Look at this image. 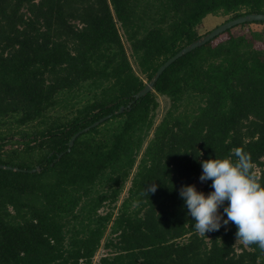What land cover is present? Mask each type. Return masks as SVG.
<instances>
[{
	"label": "trees",
	"instance_id": "16d2710c",
	"mask_svg": "<svg viewBox=\"0 0 264 264\" xmlns=\"http://www.w3.org/2000/svg\"><path fill=\"white\" fill-rule=\"evenodd\" d=\"M253 12L264 0H0V164L27 169L0 168V264H94L103 244L97 264H264L233 222L199 235L179 195L213 191L201 161L237 148L264 186V32L236 31L264 21L134 96L208 15Z\"/></svg>",
	"mask_w": 264,
	"mask_h": 264
},
{
	"label": "clouds",
	"instance_id": "9594fccd",
	"mask_svg": "<svg viewBox=\"0 0 264 264\" xmlns=\"http://www.w3.org/2000/svg\"><path fill=\"white\" fill-rule=\"evenodd\" d=\"M232 157L235 159L215 157L201 161L203 170L199 179L202 183L212 180L213 191L206 195L189 184L180 187L179 195L199 235L218 231L233 222L237 225V240L245 245L255 244L264 252V186L251 173L249 153L237 148ZM156 190L157 185L152 183L144 194L149 197Z\"/></svg>",
	"mask_w": 264,
	"mask_h": 264
},
{
	"label": "water",
	"instance_id": "95a60500",
	"mask_svg": "<svg viewBox=\"0 0 264 264\" xmlns=\"http://www.w3.org/2000/svg\"><path fill=\"white\" fill-rule=\"evenodd\" d=\"M254 21H264V13L253 12V13H248V14L241 15L239 17L231 18V19H229L227 21H224L222 24L218 25L217 27H215L214 29L210 30L206 34L201 35L199 38H197L196 40H194L190 44L186 45L181 50H179L176 54H174L168 60H166L158 68V70L156 71L154 76L146 83L144 88H142L138 93H136L134 95L135 98L138 99L140 97H143V96L147 95L151 90H153V88H154L157 80L161 76V74L166 70V68H168L178 58L184 56L185 54L191 52L192 50H194V49H196V48H198L200 46H203L204 44L208 43L209 41H211L213 38H215L219 34L225 32L226 30H228V29H230V28H232L234 26H237V25L245 23V22H254ZM131 103H133V101ZM123 110H124V107H121L120 110L117 111V113L122 112ZM112 115H113V113L108 114V115L100 118L99 120L95 121L90 126H87L86 128L76 132L70 139L69 149L68 150H71L72 146L74 145V142H75L76 138L81 133L86 132V131L90 130L92 127H95V126L103 123L105 120L111 118ZM0 168H2V169H10V170H15V171H27V169H22V168H19V167H14V166L6 165V164H0ZM40 170H41V167L38 166L37 168L31 169L29 171L35 172V171H40Z\"/></svg>",
	"mask_w": 264,
	"mask_h": 264
},
{
	"label": "rangeland",
	"instance_id": "374dc122",
	"mask_svg": "<svg viewBox=\"0 0 264 264\" xmlns=\"http://www.w3.org/2000/svg\"><path fill=\"white\" fill-rule=\"evenodd\" d=\"M228 17H222V16H215V15H208L206 18H204L202 24L199 26V33L200 35H204L207 32H209L210 30L214 29L215 27H217L218 25L222 24L224 21H226ZM260 30L264 32V24H260V23H252V24H248L245 25L243 27H239L236 31L237 32H243V31H250V30ZM159 101H160V106L156 112V121L158 122L159 120H161L163 114L165 113L166 109L168 108L169 102L166 98H164L163 96H159ZM9 147V146H8ZM199 184V183H198ZM239 244L240 241H237ZM104 243V242H103ZM105 252H107V249L104 247V244L101 246V248L98 250L96 257L94 259V264H97L99 257L104 254Z\"/></svg>",
	"mask_w": 264,
	"mask_h": 264
}]
</instances>
